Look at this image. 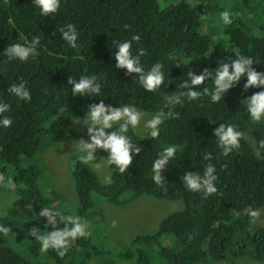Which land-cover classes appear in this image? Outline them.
<instances>
[{"label":"trees","instance_id":"1","mask_svg":"<svg viewBox=\"0 0 264 264\" xmlns=\"http://www.w3.org/2000/svg\"><path fill=\"white\" fill-rule=\"evenodd\" d=\"M262 2L60 0L54 14L41 16L32 0H0V101L9 104L0 117L12 120L8 128L0 126V175L12 178L9 187L20 196L18 203L0 213V223L10 229L0 234V264H104L107 251L93 238L95 226H101L105 217L95 195L120 206L141 194L182 202L154 230L134 234L116 254L119 258L134 264H230L244 256L262 261L264 216L258 220L253 215L264 208V148H259V141L264 140V119L253 122L245 100L260 89L250 86L244 90L246 77H242L213 103L202 92L204 87H213L211 78H206L201 85L191 86L201 90L196 99L182 97L174 106L165 99L188 90L179 85L190 69L194 74L205 68L214 73L219 64L230 62L237 54L252 57L251 67L264 73ZM224 10L232 14L228 25L219 19ZM69 23L78 32L75 48L67 46L59 31ZM133 35L139 40L132 41L130 51L139 55L143 49L139 59L145 71L155 63L162 65L164 83L158 90L143 89L136 73L115 67L116 44ZM34 36L40 37L35 57L21 62L4 54L7 47L27 44ZM86 75L97 76L100 96L72 94L68 78ZM20 79L30 93L28 101H17L7 93L8 86ZM101 100L113 107L133 105L154 115L169 111L173 115L162 120L155 138L129 128L127 135L140 152H130L132 161L123 173L105 162L110 171L105 182L99 175L108 177L107 168L105 176L76 161L72 178L77 207L74 212L60 210L79 216L89 235L70 241L62 257L53 249L41 252L30 230L36 229L37 235L52 230L38 212L52 207L53 200L42 192L38 165L24 163L34 157L45 135L63 138L73 122L84 120L88 105ZM221 123L242 133L239 147L227 154L213 134ZM117 127L114 124L105 131ZM247 129L251 138L246 136ZM169 145H176L177 151L160 170L163 182L157 185L152 179V163ZM103 155L107 160L105 150ZM208 164L214 166L217 191L207 195L203 190L188 191L183 177L193 172L202 175ZM56 219V226L63 228L59 217ZM107 233L110 235L109 229Z\"/></svg>","mask_w":264,"mask_h":264},{"label":"clouds","instance_id":"2","mask_svg":"<svg viewBox=\"0 0 264 264\" xmlns=\"http://www.w3.org/2000/svg\"><path fill=\"white\" fill-rule=\"evenodd\" d=\"M32 4L39 9L41 16H45L54 14L57 11L60 6V0H32ZM262 9L264 10V5ZM219 19L224 25H228L232 22V14L228 10L221 11ZM59 31L68 47L75 48L77 46L78 32L74 24L69 23ZM138 40L139 36L133 35L131 40H124L116 44L114 52L115 67L117 69H125L126 73H136V78L143 89L147 91L158 90L160 85L164 83L162 65L155 63L149 70L145 71L139 59V55H143V49L139 50V55H133L130 51L132 41ZM39 42L40 37L34 36L27 44L14 43L12 46L7 47L4 54L10 60L17 59L25 62L30 56L35 57ZM253 63L252 57L237 54L236 58L230 62L219 64L214 73L205 68L199 74H194L190 69L187 73L188 78L183 80L179 85L180 89L188 90L166 96L167 104L169 106L180 104L182 97H186L189 100L196 99L201 95V90H193L191 86L201 85L206 78H211L213 87L211 90L204 87L202 92L210 98L211 102L216 103L222 99L227 89L235 86L242 77H246L243 85L244 90H247L250 86L260 89V91L253 93L245 99L246 110L250 119L253 122H260L264 119V73L258 72L251 67ZM67 82L71 85V92L74 96L77 94L81 97L101 95V84L96 75H86L75 80L69 77ZM7 93L14 96L17 101H28L31 98L23 79H20L18 83L8 86ZM8 110L9 104L0 101V113H5ZM142 115L133 105L113 107L112 105H105L102 100L99 103L88 105V110L84 115V125H87L89 141L78 140L74 149L77 159L81 163L88 164L94 159V151L102 149V155L103 150L107 153V160H105L103 155L104 163L114 165L116 170L121 173L125 172L132 161L133 155L140 152V148L134 146L127 133L129 128L135 132L140 127ZM171 115H173L171 111L168 113L158 112L151 119L145 120L143 129L148 130L147 136L151 138L157 137L162 120ZM117 122L118 127L115 130L105 131L106 129H112L113 124ZM11 124L12 120L10 117H0V126L8 128ZM213 134L223 154H227L239 147L242 133L237 131L232 125L221 123L213 130ZM259 148H264V140L259 141ZM176 151V145H169L163 148L153 161L152 179L157 185L163 182L160 170L169 164V161L175 156ZM130 152L133 155H130ZM214 171V166L208 164L204 168L202 175L195 172L186 174L183 177L184 187L191 192L203 190L206 195L215 193L217 189L213 183L216 178ZM105 179H108V177H105ZM11 183V177L0 175V184L10 186ZM61 210L56 207H42L38 212V216L44 218L46 225L51 226L52 230L41 232L39 235H37L36 229H31L30 231L35 236L36 241L39 242L41 252L53 249L58 256L62 257L65 255L70 241L78 237H86L89 233L86 231V224L79 216L74 214L65 215ZM57 217H59V222L64 224L63 228L56 226L58 223ZM113 225H115V221H113ZM9 230V227L0 223V234H7Z\"/></svg>","mask_w":264,"mask_h":264},{"label":"rangeland","instance_id":"3","mask_svg":"<svg viewBox=\"0 0 264 264\" xmlns=\"http://www.w3.org/2000/svg\"><path fill=\"white\" fill-rule=\"evenodd\" d=\"M263 5L264 3L262 2L261 6ZM137 110L143 114L140 127L137 129L139 131L138 134L140 136L147 135L148 130L143 129L144 121L151 119L154 114ZM114 124H118V122ZM246 136L251 138L249 129L246 130ZM81 139L85 142L89 141L87 125H84V120L80 123L73 122L68 127L65 136L61 139H55L52 135H45L34 157L26 160L24 163L25 165L29 163L38 165L41 172L39 184L42 186V192L53 200L52 207L64 211L74 212L77 207V196L72 171L78 160L74 152L75 145ZM93 155L94 159L88 163L89 166L104 175L107 173V168L109 178L110 171L104 163L102 149H96ZM99 177L102 182L108 180L103 179L100 175ZM95 198L99 200L97 204L105 216L101 224L103 227L97 224L93 235L95 242L107 251L104 256V264H134L133 261H126L119 258L116 254L124 248L125 244L134 234L154 230L159 220L176 209L181 201L155 199L146 194H141L129 202L120 206H114L100 196L95 195ZM19 199L20 196L16 195L9 186L0 185L1 214L5 213L7 208L12 204L18 203ZM263 212L264 208L258 209L253 216H256V219L260 220L264 216ZM92 218H94V222L96 217H89V219ZM89 219V226H93V222L89 221ZM113 221H115V225H113ZM108 229L110 235L107 233ZM23 248L21 247L20 249L22 252L25 251ZM230 264H264V259L258 261L244 256L239 257Z\"/></svg>","mask_w":264,"mask_h":264}]
</instances>
